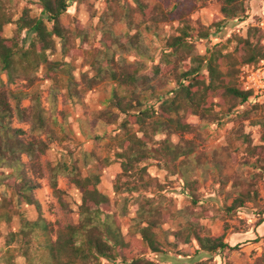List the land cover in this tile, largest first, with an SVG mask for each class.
<instances>
[{
    "label": "trees",
    "instance_id": "obj_1",
    "mask_svg": "<svg viewBox=\"0 0 264 264\" xmlns=\"http://www.w3.org/2000/svg\"><path fill=\"white\" fill-rule=\"evenodd\" d=\"M18 1L0 0V167L10 169L0 171V186L9 190L8 194L4 190L0 192V223L9 225L13 216L19 217L18 229L7 232L3 256L6 262L13 264L15 253H19L26 264H98L102 259L109 264H156L143 255L145 249L157 253L163 246L192 240L196 241L198 250L209 254L221 255L225 249H236L238 244L231 246L223 234L210 235L199 223V218L216 217L203 206L198 192L210 167L196 155L197 145L193 138L184 137L192 126L185 122L181 113L199 114L211 121L224 117L232 121L226 135L227 146L234 144L233 150H236L237 145H244L246 154L254 158L256 168H263L264 147L251 146L243 126L246 120L258 124L260 140L264 142V102L249 101L252 92L237 84L235 64L264 58V51L248 38L236 36L231 51L207 49V53L201 55L195 51L193 42L195 37L207 36L211 27L218 29L221 21L243 19L245 0H218L220 18L216 17L208 26H194L183 15L176 33L164 39L157 62H154L156 47L146 42L143 31H151V27L155 28L168 13L160 6H150L147 0H132L134 6L120 0H106L107 9L98 19V38L95 30H88L78 22L73 28L62 24L61 16L73 0H27L37 4L41 16H31L29 7L24 5L20 15L12 20ZM11 22L14 23L13 35L6 37L3 27ZM119 24H124L126 30L117 31ZM55 39L59 40L62 56L69 60L49 59L48 52L54 50ZM79 56L94 73L90 76L82 72L76 81L72 71L74 60ZM16 79L24 80L27 89L10 87ZM38 79L51 81L49 94L52 97L64 89V101L67 98L79 100L102 80L113 82L104 108L96 113L107 124L117 123V130L110 134L106 143L113 158L103 160L104 165L120 161L121 171L113 183L115 192L119 191L117 179L120 177L124 178L126 190L133 191L138 185H144L141 177L151 159L182 179L189 204L181 209H172L165 203V197L157 205H153V198L137 199L141 202L131 218V229L140 235L139 242L145 246L142 250H133L131 242L121 235L118 215L110 209L108 196L98 189L99 175L89 171L82 176L77 171L76 161L70 160L69 166L60 161L55 165L48 163L46 167L52 192L62 204L63 190L57 184L59 174L66 173L81 189L77 222L55 229L42 216L41 204L34 195L38 182L28 174L29 168L22 157L30 161L31 171L42 175L39 157L50 143L66 137L70 131L66 125L71 120L62 107L58 112L62 120L58 121L56 109L52 107V124L49 123L41 92L29 90ZM214 97H219L221 114L214 112ZM25 98L29 103L23 106L21 101ZM153 100L157 104L152 103ZM244 104L247 107L234 111ZM14 119L28 123L31 134L15 127ZM171 133L179 135L176 143L170 139ZM158 134L166 136L155 139ZM81 157L84 165H89L94 154L83 151ZM132 170L139 175V184H129L126 180L125 176ZM228 177L225 175L220 181L222 187ZM243 184L245 186L240 187L235 179L232 181L230 193L225 198L231 201L223 207L226 215L246 202L257 200L255 180ZM21 202L35 208L37 217L34 220L18 210ZM172 219L180 220L173 233L174 242H168L161 223ZM262 221L263 218L259 219L256 225ZM189 264H208V261ZM251 264H264V252Z\"/></svg>",
    "mask_w": 264,
    "mask_h": 264
},
{
    "label": "rangeland",
    "instance_id": "obj_2",
    "mask_svg": "<svg viewBox=\"0 0 264 264\" xmlns=\"http://www.w3.org/2000/svg\"><path fill=\"white\" fill-rule=\"evenodd\" d=\"M19 0L14 7L12 20L16 19L24 5L30 9L31 16H41L42 11L35 3ZM134 6L132 0H120ZM152 7L160 6L168 13L165 19L151 27V31H143L146 42L156 47L154 62H157L160 56V50L163 47L164 39L173 33H176V27L179 26V19L182 16L189 18L194 26H208L216 17L220 18L218 0H147ZM246 16L243 19H228L220 22L218 29L211 27L209 34L204 37H195L193 42L195 51L204 55L207 49L214 50L222 48L223 52L232 50L234 38L240 36L248 38L251 42L261 46L264 51V0H245ZM107 9L106 0H73L68 10L61 16V22L70 28L78 22L88 30H95L97 38L99 37L98 19ZM143 29V26H141ZM14 23H7L3 27V35L10 37L13 35ZM117 31H125L124 24L116 27ZM133 32V30H131ZM96 44V43H95ZM49 59L69 60L61 54V45L58 39H55V48L48 52ZM131 59L133 56L130 57ZM75 68L72 73L76 81L79 80L82 72H88L91 76L94 71L82 57L75 60ZM236 82L243 90H250L252 96L250 102H264V58L252 62H238L235 64ZM205 72L202 70V73ZM39 75V73H38ZM3 78L4 75H3ZM24 80L16 79L15 83L10 85L12 88L24 87ZM113 82L102 80L85 92L79 100L67 98L64 101L61 89L55 97L50 96L49 90L51 81L38 79L29 90H38L41 92L42 106L47 110L46 115L50 124H52V107H55V115L58 121L62 120L59 110L64 107L70 117L67 123L68 134L65 138L55 140L49 144L45 153L42 154L38 162L42 168L43 174L31 171L30 161L23 156L22 160L26 163L28 174L38 182V188L34 195L41 204L42 216L46 221L52 223L56 229L57 226H64L68 223H76L78 220V205L81 202V189L75 185L66 173L57 176V184L63 190L61 200L53 194L49 185L48 170L46 164L55 165L60 161L70 165V160L76 161V167L79 174L86 175L89 171L99 175L100 182L98 189L108 196L110 209L117 213L118 223L121 235L125 241H130L133 250H142L145 247L139 242L140 235L131 229V218L135 216V208L141 202L137 199L142 197L153 198V205H157L159 200L165 197V203H169L174 210L181 209L189 204L187 197L183 192V181L177 174H170L160 163L151 159L147 163L145 172L141 177L144 185H138L135 190H126L123 179H117L119 191L114 190V179L121 171L120 161H112L104 165L105 157L113 158L112 151L108 149L106 143L109 141L110 134L117 129V123L107 124L105 119H101L96 113L97 110L104 108L105 101L110 95ZM159 89V86H158ZM219 97L213 98L214 112L220 113L218 105ZM157 104V101H151ZM29 103L27 98L22 99L21 105L26 106ZM247 107L246 104L238 105L234 111H240ZM185 117V122L192 126V130L184 133L185 138H193L197 145L196 155L200 161L208 164L209 171L205 179L200 182L198 187L199 198L203 206L215 214L214 219L199 218V223L212 236L224 235V240L231 246L238 244L236 249H225L221 255L209 254L198 250L195 240L188 243H175V245L163 246L161 252H152L145 249L143 255L156 262V264H189L199 260H207L208 264H251L256 258L264 252V165L262 169L256 168L254 158L246 154L244 145L227 146L226 135L233 123L225 117L220 120H210L209 117H202L199 114L181 113ZM121 118V116H120ZM13 125L20 127L31 134L29 124L14 119ZM244 133L251 139V146H263L264 142L260 140V127L258 124H251L248 120L244 121ZM61 136L60 132H57ZM164 134H158L155 139L163 138ZM172 142L179 140V135L170 134ZM71 151V154L69 153ZM92 152L94 157L89 165H84V159L81 153ZM97 158V162L95 161ZM117 163L118 168L113 164ZM216 164L218 167H215ZM136 170V169H135ZM0 171H10V169L0 167ZM199 170L196 174L198 175ZM196 175V176H197ZM228 175L226 184L222 187L220 181ZM129 184H139V175L129 172L125 176ZM236 180L240 187L243 182L255 180L258 190V198L255 202H246L244 206L238 208L230 215L224 213V204H229L231 198L225 199L230 193L231 183ZM245 186V185H244ZM0 186V192L4 190L8 194V189ZM1 197V196H0ZM19 211L30 219L37 217L35 208L21 202ZM123 213L124 215H121ZM263 218V221L256 225V222ZM180 219L167 220L161 223V228L167 233L168 242H174L173 233L178 228ZM19 227V217L13 216L10 224L0 223V264H8L4 259L5 241L9 230H17ZM54 238V234H52ZM13 264H26L19 253H15ZM98 264H109L106 260H100Z\"/></svg>",
    "mask_w": 264,
    "mask_h": 264
},
{
    "label": "crops",
    "instance_id": "obj_3",
    "mask_svg": "<svg viewBox=\"0 0 264 264\" xmlns=\"http://www.w3.org/2000/svg\"><path fill=\"white\" fill-rule=\"evenodd\" d=\"M113 166H114V168H116V169L118 168L117 163H114Z\"/></svg>",
    "mask_w": 264,
    "mask_h": 264
}]
</instances>
